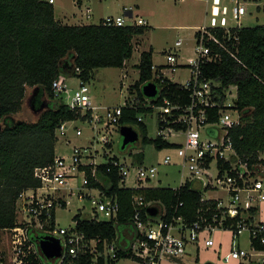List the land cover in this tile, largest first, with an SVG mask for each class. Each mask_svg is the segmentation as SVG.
Instances as JSON below:
<instances>
[{
  "label": "built area",
  "instance_id": "1",
  "mask_svg": "<svg viewBox=\"0 0 264 264\" xmlns=\"http://www.w3.org/2000/svg\"><path fill=\"white\" fill-rule=\"evenodd\" d=\"M130 11L131 14L108 16L104 21L108 25L119 26L147 23L146 19ZM209 13L210 23L199 26L196 31L199 32L198 36L195 33V54L189 57L190 63L185 65L192 67L186 83L173 81L167 74L168 70H165H176L179 65L177 52L168 51L167 64H153L155 81L152 82L158 84L157 81L167 77L179 83L189 91L190 102L186 105L173 103L166 97L161 105L152 104V99L161 95V88L157 85L158 94L155 97L144 94L145 99L141 100L133 92L135 95L126 98L124 104L105 106L103 113H100V106L92 103L88 82L79 78L78 86L70 92L67 75L62 74L53 81L54 96L63 98V101L67 97L65 104L70 110L79 112L78 119L88 121L94 132H91L87 145H74L70 155L56 154L53 163L35 169V176L41 180V185L20 194L16 210L17 224L0 229V264H40L43 257L46 258L39 245V238L43 237L57 240L62 246L60 257L52 260L46 258L53 264H73L88 255H93L90 264H182L183 258L192 249L215 246L212 234L218 230L230 231L233 236L231 248L223 256L226 263L237 261L236 264H264V152H260L254 160L251 156L238 153L229 136L230 129L241 123V113L234 106L233 100L232 90L236 86L222 87L220 80L205 76L202 69L204 63L215 61L219 56L213 52L211 44L225 47L224 42L211 29L224 28L226 34H229L231 27L241 26V17L247 13V7L241 0H234L231 6L222 4V0H212ZM230 13L238 21L237 25L228 24ZM181 45L179 39L174 46L177 48ZM75 70L80 72L78 67ZM137 106L152 107L154 110L150 113L158 112L155 137L174 143V146L168 148L175 151V154L165 153L162 163L182 168L184 179L179 187L190 185L202 193V200H217L218 211L209 218L201 215L191 224L186 223L182 216L174 215L170 220L164 218L166 211L160 206L159 215L151 216L146 210L145 217L143 209L158 204L147 202L144 196L135 194V213L132 219L134 230L126 231L123 236L124 240L133 243L132 255L120 257V245L116 238L109 240L101 236H89L77 229V221L74 227H58L57 209L60 206L66 207L73 197L80 201L89 199L94 216L89 219L112 220L117 224L120 210L117 198L92 184L93 181L102 183L97 167L101 163L95 161L98 155L95 145L98 143H101L106 158V162L102 163L111 161L113 166L119 168L121 186L143 188L158 175L159 168L156 165L136 162L130 152L121 150L118 155H110L117 146L114 130L121 131L120 121L125 107ZM88 111H91L90 115L84 118ZM215 111L217 119L211 120ZM143 115H138L139 121H144ZM69 121L72 120L63 121L57 128L64 136H67ZM210 132L215 133V138H207ZM179 133L184 135L182 141L168 139L169 135ZM76 134L82 135L83 129L77 127ZM130 174L132 186L128 183ZM80 177L76 184L71 183ZM217 189H223L225 195L218 198L204 197V191ZM100 215L102 218H99ZM245 232H248L251 250L240 246L241 234ZM198 259L197 255L195 260Z\"/></svg>",
  "mask_w": 264,
  "mask_h": 264
},
{
  "label": "trees",
  "instance_id": "2",
  "mask_svg": "<svg viewBox=\"0 0 264 264\" xmlns=\"http://www.w3.org/2000/svg\"><path fill=\"white\" fill-rule=\"evenodd\" d=\"M151 27L148 24L108 25L104 19L91 24H63L56 19L54 4L49 0H0V117L4 120L0 128V229L17 224L20 194L41 185L35 169L54 162L58 126L63 121L80 117L79 112L69 109L63 98L54 96L53 81L64 74L89 82L97 68L124 67L134 54V36L146 33ZM211 30L225 47L211 44L213 52L219 56L202 65L203 73L220 80L222 87H237L234 106L241 113V123L230 129L229 136L240 155L251 156L254 160L264 152V25L231 27L229 34L224 28ZM153 52L150 47L141 53L137 65L139 78L128 87L130 93L136 92L141 100L145 99L143 85L154 80ZM157 82L161 95L152 99V104L161 105L165 97L177 104L190 102L189 91L179 83L167 77ZM28 86L34 88L33 105L36 108L47 106L34 122L13 118L22 108ZM153 110L148 106L125 107L120 122L122 126L136 127L141 146L148 143L158 149L174 146L158 136L149 137L147 123L138 120L139 114ZM90 113L88 111L84 118ZM210 119H217V111ZM130 153L136 162L143 163V150ZM97 167L102 183L93 181L92 184L117 198L120 205L117 224L112 220L82 217L80 209L73 218L77 221V229L89 236L116 238L120 257L132 255L133 243L123 236L126 231L134 230L135 194L165 208L164 218L182 216L188 224L201 215L209 218L218 211L217 200H202V193L190 185L123 187L119 168L111 161ZM146 210L147 207L143 209L145 217ZM92 259L93 255H88L73 264H90ZM42 260L40 264H53L45 257Z\"/></svg>",
  "mask_w": 264,
  "mask_h": 264
},
{
  "label": "rangeland",
  "instance_id": "3",
  "mask_svg": "<svg viewBox=\"0 0 264 264\" xmlns=\"http://www.w3.org/2000/svg\"><path fill=\"white\" fill-rule=\"evenodd\" d=\"M241 2L247 7V13L241 17V26L264 25V0H241ZM258 3L262 6L260 10L257 7ZM222 4L231 6L234 4V0H222ZM211 6L212 0H83L82 9L84 12L83 14L81 12L80 17L74 16L72 22H79L78 19L82 18L83 22L87 24L99 23L102 18L125 15L126 10L133 9L134 14L142 16L149 22V25L153 26L146 33L134 36V54L132 58L126 61L124 67H103L94 70L88 82V87L93 104L100 106L98 111L103 113L105 106L122 105L125 103L126 98L135 95V93L133 95L130 94L128 87L138 80L139 69L137 65L139 64L141 53L150 47H153L154 50L153 60L156 66L167 64L166 60L169 50L177 52L179 54V65L176 67V70L174 72H170L168 68H165V70H168L167 74L173 81L186 83L192 67L185 65L190 63L189 57L195 54V33L199 29V26L210 23L209 12ZM55 7L56 16L64 18L66 14H73L78 5L77 0H56ZM228 17L229 25L238 24V21L233 18L231 13L228 14ZM179 39H181L182 45L175 48V42ZM66 77L71 92L78 86L80 79L75 75ZM232 91L234 92L233 100L235 101L234 98L237 96L236 87ZM33 93L34 88L28 86L21 110L13 115L15 120L34 122L47 109V106L40 109V107L36 108L33 105ZM67 100L68 98L65 97L64 102ZM143 116L144 121L148 125L149 137H155L157 134L158 112L155 111ZM3 124L4 120L0 117V125ZM89 124L88 121L81 119L69 121L67 136L62 135L57 130V154L70 155L74 145H87L91 132H94L90 129ZM77 127L83 129L82 135L76 134ZM113 136L117 141V146L110 152V155H118L121 153L122 135L120 131L114 130ZM209 137L215 138V133L210 132L207 135V138ZM183 138L184 135L181 133L168 136V139L174 142H180ZM95 148L98 150V155L95 158L96 163L106 162L101 143L96 144ZM132 149L135 152L144 151L143 164L156 165L159 168L158 175L147 186L178 188L181 185L184 179L182 168L177 165L162 163L165 153L170 152L175 154L173 148L158 149L151 143L143 146L136 144L126 147L125 152L129 153ZM128 158L130 159L131 156L128 155ZM215 172L216 169H214ZM80 179L81 177L77 181L72 180L71 183L76 184ZM128 183L130 186L133 185L132 174L128 177ZM198 188L202 189L200 186ZM223 195H225L223 189L204 191L205 198H218ZM262 207L264 209V203ZM79 209L82 211V217H94L92 204L89 199L80 201L76 197H73L66 207H58L57 226L74 227L75 219L73 217ZM99 218H102V216L100 215ZM212 236L216 241L215 246L209 248L201 247L199 250L192 249L183 258L182 264H229L223 260V256L230 250L233 243L231 232L218 230ZM220 242L222 245H218ZM240 246L251 250L248 232L241 234ZM197 255L199 256L198 261L195 260ZM123 261L126 262L127 260ZM233 263L236 264L237 261L230 264ZM163 264L172 263L163 262Z\"/></svg>",
  "mask_w": 264,
  "mask_h": 264
},
{
  "label": "water",
  "instance_id": "4",
  "mask_svg": "<svg viewBox=\"0 0 264 264\" xmlns=\"http://www.w3.org/2000/svg\"><path fill=\"white\" fill-rule=\"evenodd\" d=\"M143 93L148 97H155L158 94V87L155 82H148L143 85ZM45 105H42L40 109H43ZM2 125H0L1 128ZM121 150H125L128 145L137 144L141 142L139 132L132 126L123 125L121 127ZM147 211L151 216H157L160 214L161 209L159 206H149ZM39 245L47 259L52 260L55 257L62 255V246L59 241L52 240L48 237L39 238ZM211 264V263H208Z\"/></svg>",
  "mask_w": 264,
  "mask_h": 264
},
{
  "label": "crops",
  "instance_id": "5",
  "mask_svg": "<svg viewBox=\"0 0 264 264\" xmlns=\"http://www.w3.org/2000/svg\"><path fill=\"white\" fill-rule=\"evenodd\" d=\"M55 3H56V0H55V2L53 3L54 4V7H55ZM77 5H78V7H77V9H76V11H74V13L73 14H66V15H64V18H58L57 16H56V7H55V17H56V19L58 20V21H60V22H62L63 24H87V23H85V22H83V20H82V18H79L78 19V21L79 22H72L73 20H74V16L75 17H80L81 16V12H82V14H83V12H84V10L82 9V5H83V0H77ZM257 7H258V9L260 10L261 9V5H260V3H258L257 4ZM263 8H264V6H263ZM130 10H132L133 11V9H128V10H126L125 11V13L126 14H131V11ZM133 13H134V11H133ZM89 16V15H88ZM142 17V16H141ZM103 19V18H102ZM147 21V20H146ZM146 24H148L149 25V22L147 21V23ZM150 26H152V25H150ZM153 27V26H152ZM92 103H93V100H92ZM132 145H136V144H132ZM132 145H128V146H132ZM139 145H141V142H140V144ZM127 146V147H128ZM56 147H57V145H56ZM123 151V150H122ZM56 154H57V151H56ZM145 187H150V186H145Z\"/></svg>",
  "mask_w": 264,
  "mask_h": 264
}]
</instances>
